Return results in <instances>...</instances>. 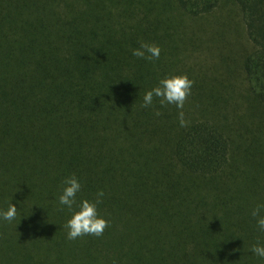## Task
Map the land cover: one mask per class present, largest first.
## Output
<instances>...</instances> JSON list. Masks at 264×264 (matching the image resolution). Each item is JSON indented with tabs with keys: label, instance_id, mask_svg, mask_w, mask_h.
<instances>
[{
	"label": "trees",
	"instance_id": "16d2710c",
	"mask_svg": "<svg viewBox=\"0 0 264 264\" xmlns=\"http://www.w3.org/2000/svg\"><path fill=\"white\" fill-rule=\"evenodd\" d=\"M234 1L252 47L241 69L264 106V0ZM218 3L0 0V210L18 209L0 222V264H264L250 251L264 244L250 215L264 204L262 123L199 114L210 83L190 72L183 109L142 106L183 71L179 29ZM140 42L159 59L132 56ZM73 174L77 203L105 193L99 237L67 239L58 196Z\"/></svg>",
	"mask_w": 264,
	"mask_h": 264
},
{
	"label": "rangeland",
	"instance_id": "374dc122",
	"mask_svg": "<svg viewBox=\"0 0 264 264\" xmlns=\"http://www.w3.org/2000/svg\"><path fill=\"white\" fill-rule=\"evenodd\" d=\"M180 14L179 10V18ZM187 20L184 35L179 29V70H183L179 72L201 75L210 83V90L200 96L198 113L204 112L205 118L222 124L236 115L240 120L251 119L252 112L254 120L264 128V106L256 105L250 81L241 69L252 47L235 1L219 0L208 15ZM186 35H191L189 42ZM185 44H189L187 49ZM260 185L264 195V176Z\"/></svg>",
	"mask_w": 264,
	"mask_h": 264
},
{
	"label": "clouds",
	"instance_id": "9594fccd",
	"mask_svg": "<svg viewBox=\"0 0 264 264\" xmlns=\"http://www.w3.org/2000/svg\"><path fill=\"white\" fill-rule=\"evenodd\" d=\"M160 52L161 49L158 45L147 42H140L139 47L131 49L132 56L146 61L159 59ZM192 84L193 81L187 74L165 76L158 81L156 86L145 91L142 106H151L155 97L158 98L161 106L175 105L178 110H181L187 96L191 94ZM156 115H159V112ZM178 120L181 127L186 125L183 111L178 112ZM62 183L58 204L65 206L71 212L70 218L64 225L67 229V239L74 240L83 235L101 236L108 224V221L98 213V205L102 202L104 191H97L92 200L83 198L77 203V194L82 187L80 180L73 174L66 176ZM17 210L14 204L9 203L5 210H0V222L13 221L16 218ZM262 210H264V204H256L250 212L260 232H264ZM250 251L259 259L264 260V244L256 243Z\"/></svg>",
	"mask_w": 264,
	"mask_h": 264
}]
</instances>
